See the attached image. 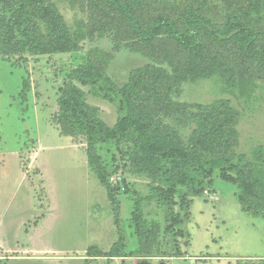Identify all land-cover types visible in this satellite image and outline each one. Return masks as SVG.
Here are the masks:
<instances>
[{
  "label": "trees",
  "instance_id": "1",
  "mask_svg": "<svg viewBox=\"0 0 264 264\" xmlns=\"http://www.w3.org/2000/svg\"><path fill=\"white\" fill-rule=\"evenodd\" d=\"M61 2L80 6L90 18L69 24ZM95 32L110 34L114 49L91 48L65 72L53 123L71 142L87 144L88 165L110 199L115 170L102 161L103 143L123 150L137 170L158 176L174 192L202 193L219 173L236 186L241 208L264 218V146L251 156L238 152L240 109L230 98L180 99L186 83L208 78H219L238 104L257 98V81L264 79V0H0L4 59L76 52ZM124 46L147 62L117 84L109 66ZM29 84L25 77L21 94ZM89 96L117 100L113 125ZM143 207L133 209V227L140 242L155 243L160 224L148 219ZM122 241L120 233L110 251L89 247L88 255L118 257Z\"/></svg>",
  "mask_w": 264,
  "mask_h": 264
},
{
  "label": "rangeland",
  "instance_id": "2",
  "mask_svg": "<svg viewBox=\"0 0 264 264\" xmlns=\"http://www.w3.org/2000/svg\"><path fill=\"white\" fill-rule=\"evenodd\" d=\"M216 6L225 15L222 6ZM59 7L71 25L90 18L80 6L71 9L61 2ZM111 38L95 32L76 52L0 57V158L8 167L7 172L0 169V207L10 204V217L27 220L25 227L18 228L19 239L27 241L29 248L38 243L35 247L41 249L19 252L6 264H259L264 259V218L244 211L236 186L219 173L202 193L191 194L186 188L174 192L158 176L137 170L123 150L103 143L98 147L102 161L115 170L109 176L112 201L108 188L88 166L87 144L79 139L73 143L60 134L53 118L65 72L82 62L91 48L113 50ZM146 62L124 46L115 53L109 75L122 84L131 70ZM25 77L30 84L21 94ZM257 83V98L251 104H238L219 78L186 83L180 99L210 103L230 98L242 113L237 150L251 156L254 148L264 146V79ZM88 100L99 107L108 124L115 123L117 100L93 96ZM35 152L48 164L53 189L48 195L55 207L51 211L44 186L33 175L38 172ZM21 158L23 167L31 170V181L23 177ZM140 203L146 217L160 224L161 239L155 243L140 242L134 230L132 211ZM35 212V220H30ZM36 222L39 232H33ZM120 233L118 257L88 255L89 247L93 252L110 251Z\"/></svg>",
  "mask_w": 264,
  "mask_h": 264
},
{
  "label": "crops",
  "instance_id": "3",
  "mask_svg": "<svg viewBox=\"0 0 264 264\" xmlns=\"http://www.w3.org/2000/svg\"><path fill=\"white\" fill-rule=\"evenodd\" d=\"M73 146H76V145L73 144ZM84 151H85V149H84ZM35 153H36V158H37L36 159V161H37L36 165L38 167V172L34 173V174L32 173V174L37 175L39 184L44 186V190H42V192L45 194L46 200L48 203V209L47 210L51 211V208L54 209L55 207L50 204L51 199L49 198V195H48V194H50V191L53 190L52 189V181L48 177V174H49L48 168H47L48 164L45 166V159H43L41 157V156H43L42 154H38L37 152H35ZM33 154H34V152L32 153V155ZM22 158H21V167L23 168V171L25 172L23 174V177L25 179L30 178V181H31V177H30V176H32L31 170H29L30 168L25 169L23 167L24 165L22 162ZM2 161H4L3 158H0V169L1 170L3 169L2 171L7 172L8 167ZM87 163H88V159H87ZM25 170H27V171H25ZM0 182H1V180H0ZM0 185H1V183H0ZM9 209H10V204H7L4 207H0V243L3 247V249L6 250V252L10 256L17 255V254H19V252H23V251H31V250L41 251V249H38L35 247L36 245H38V243H33V246H31V248H29L27 246L28 245L27 241H21L19 239L18 228L20 227V230H21L23 227H25L27 224V220L25 218H23L22 216H20V217L15 216V218L10 217L9 216L10 213L8 212ZM18 211H20V208L18 209ZM35 216H36V212L31 214L29 216V219L30 220L33 219V221H34L36 218ZM18 223H19V226H18ZM38 223H39V221H38ZM38 223L36 222V227L33 230V232H37V231L39 232V230L41 229V226L38 225ZM32 235H31V237H32ZM10 259H12V257ZM10 259H8L7 261H9Z\"/></svg>",
  "mask_w": 264,
  "mask_h": 264
},
{
  "label": "built area",
  "instance_id": "4",
  "mask_svg": "<svg viewBox=\"0 0 264 264\" xmlns=\"http://www.w3.org/2000/svg\"><path fill=\"white\" fill-rule=\"evenodd\" d=\"M9 258H11L10 255H8L6 250L3 249V247L0 243V264H3ZM193 264H196V262H194Z\"/></svg>",
  "mask_w": 264,
  "mask_h": 264
}]
</instances>
